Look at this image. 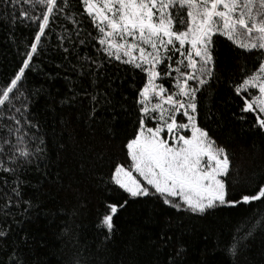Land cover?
<instances>
[{
	"label": "snow or ice",
	"instance_id": "snow-or-ice-1",
	"mask_svg": "<svg viewBox=\"0 0 264 264\" xmlns=\"http://www.w3.org/2000/svg\"><path fill=\"white\" fill-rule=\"evenodd\" d=\"M83 10H71L69 0H5L15 9L8 14L13 22L23 17L22 23L31 21L38 30L33 42L22 53L21 65L5 85H0V173L15 177L13 185L0 175V183L10 188L5 193L4 208L18 206L22 201L21 172L27 166L45 160L47 144L38 135L39 124L31 116V105L43 89L26 86V70L32 69L33 57L44 51L41 38L46 40L53 31L57 18L71 21L77 27L64 29L57 37V50H62L64 60L78 79L89 87L75 88L72 97L50 105L70 104L77 95L89 101L86 116L94 123L97 119L109 123L129 113L127 97L121 86L109 80L105 65L113 61L130 66L133 71L146 74L144 86L137 90L134 101L138 127L127 140V155L131 157V169L146 183H141L133 171L123 165L114 166L111 180L130 197H154L175 209L204 219L224 208H235L255 201L264 203V181L254 189L255 194L243 191L236 198L240 181L233 179L232 162L227 150L198 125V93L218 79L214 36H223L242 55H254L258 66L247 69L241 83L233 85L237 96H242V112L257 113V126L264 131V0H81ZM24 5H27L25 9ZM7 11V8L5 9ZM39 10V14H34ZM86 14L97 30L95 37L83 36L79 17ZM48 29V33L45 29ZM91 38V55H81L77 48L87 45ZM67 42L69 45L65 47ZM38 45L40 46L38 49ZM69 55L76 61L72 63ZM176 57L175 61L173 58ZM173 62L175 67H173ZM164 65L165 70L160 71ZM247 65L241 66L245 72ZM175 73V75H173ZM51 78V77H50ZM69 84L75 83L65 77ZM119 79V77H117ZM159 79L174 81L175 91L169 92ZM251 90H258L255 94ZM157 98L156 103L152 99ZM177 114L186 122H177ZM154 123L155 127H148ZM36 129V131H33ZM185 130L190 131V135ZM238 176V173L236 174ZM25 211L33 207L30 200L23 201ZM127 204L124 201L119 207ZM108 212L100 220L104 241L111 242L115 235L114 215L116 204H109ZM11 215L4 212L5 217ZM179 219L165 221L164 229L153 241L157 248L172 247L165 264H182L187 248L181 238L189 231ZM180 231L181 235H174ZM63 232L71 237L72 230L65 224ZM257 234H264V210L239 221L228 237H219L217 247L225 255V264H245L244 257ZM10 228L0 226V240H6ZM206 238V236H205ZM103 243V242H102ZM106 246V245H105ZM10 264H23L13 249ZM79 264V261H76Z\"/></svg>",
	"mask_w": 264,
	"mask_h": 264
},
{
	"label": "trees",
	"instance_id": "trees-1",
	"mask_svg": "<svg viewBox=\"0 0 264 264\" xmlns=\"http://www.w3.org/2000/svg\"><path fill=\"white\" fill-rule=\"evenodd\" d=\"M69 3L73 12H82L81 0H69ZM24 7L26 9L27 5ZM9 13L15 15V9L0 0V85L14 76L24 58L22 53L38 30L31 21L22 23L23 17L13 22ZM34 14L38 15L39 10ZM79 19L82 35L91 33L95 37L97 30L91 19L86 14ZM75 27L77 25L71 21L58 17L48 39L41 38L44 51L39 57H33L32 69L26 70V86L43 89L31 105V118L39 124L37 134L47 144V158L37 162L39 171L33 164L21 172L22 201L18 206L3 207L5 193H11L8 186L0 183V226L5 230L10 228L8 238L0 240V264H10L13 249L23 264H76V261L79 264H165L172 247L157 248L153 241L168 219H179L190 229L182 235L180 231L172 233L174 237L181 235L187 248L182 264H225L226 257L217 247L218 238L228 237L239 221L264 210V203L255 201L224 208L197 219L177 213L161 199L132 198L116 185L111 180L115 165L133 171L126 143L138 127L134 101L147 77L116 61L105 65L107 78L115 81L116 86L122 85L121 91L128 98L129 113L111 123L107 119L104 122L97 119L95 123L89 120L86 116L89 101L79 95L70 104L50 105L51 98L59 101L72 97L71 88L79 91L80 87H89L71 70L63 51L55 48L59 42L57 37L64 34V29ZM45 32L48 33L47 28ZM213 40L218 79L202 96L198 93L197 122L217 145L227 150L233 179L240 181L236 192L239 198L241 191L255 194L253 190L264 181V131L257 126V113L241 111L242 96H237L233 88L241 83L247 69L255 71L258 61L254 55H242L241 50L223 36H214ZM91 44L89 38L88 44L79 46L77 51L91 55L95 51ZM64 46L69 45L65 42ZM69 60L76 63L71 55ZM245 64L246 70L241 72ZM65 77L75 83L69 84ZM173 82H166L170 90ZM259 115L264 118V114ZM0 175L14 186V176ZM137 178L146 183L142 177ZM24 200L33 203L28 211H25ZM124 201L127 204L119 207ZM109 204L117 205V212L113 214L116 232L110 243L104 241L106 229L100 226ZM6 211L11 212L9 217L4 216ZM65 224L72 230L71 237L63 232ZM244 262L264 264V234H257L250 243Z\"/></svg>",
	"mask_w": 264,
	"mask_h": 264
},
{
	"label": "rangeland",
	"instance_id": "rangeland-1",
	"mask_svg": "<svg viewBox=\"0 0 264 264\" xmlns=\"http://www.w3.org/2000/svg\"><path fill=\"white\" fill-rule=\"evenodd\" d=\"M175 59H176V57L173 58V61H175ZM173 67H175L174 62H173ZM164 70H165L164 65H161V66H160V71L163 72ZM173 75H175V73H173ZM166 82H167L168 84H171L169 79H159V80H157V83L164 85V87L167 88L169 92L175 91V89H174L173 87H172V90H170V88L166 85ZM173 83H174V82H173ZM253 91L257 92L258 90H253ZM253 93H254V92H253ZM156 102H157V98H153V99H152V103H156ZM182 118H183V117H182ZM177 122H178V123H179V122H186V118H183V120H181V115H180V114H177ZM147 126H148V127H155V124H154V123H148ZM185 132H186V134H188V135L191 134L190 131H188V130H185ZM130 171H131V170H130ZM135 173H136V172H135ZM133 176H135V177L137 178V176H139V174L136 173V175H133ZM137 179H138V178H137ZM138 180H139V179H138Z\"/></svg>",
	"mask_w": 264,
	"mask_h": 264
}]
</instances>
